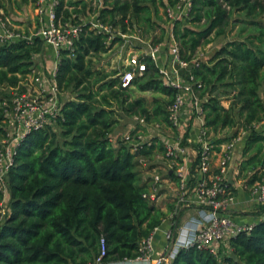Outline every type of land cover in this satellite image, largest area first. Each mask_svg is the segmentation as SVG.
<instances>
[{"label":"trees","instance_id":"1","mask_svg":"<svg viewBox=\"0 0 264 264\" xmlns=\"http://www.w3.org/2000/svg\"><path fill=\"white\" fill-rule=\"evenodd\" d=\"M191 1L188 14L173 25L180 57L188 62L198 57V48L224 36L231 22L233 27L239 24L232 39L181 73L201 83L205 122L215 136L236 126L251 130L238 176L249 185L261 182L264 127L255 126L264 120V0ZM177 2L112 0L99 11L97 21L119 27L123 34L136 28L155 46L165 34L167 5ZM65 5L74 4L59 0L56 16L62 22L71 20ZM4 7L0 0V9ZM110 36L86 22L72 49L59 53L56 82L61 92L73 97L63 102L53 126L30 131L16 148L7 174L8 209L0 218V264H95L102 247L100 264L134 258L141 239L165 215L141 196L133 155L123 144L113 147L108 135L118 124V107L130 116L144 114L165 123L177 88L163 82L150 56L143 57L145 70L126 88L113 76L116 71L95 69L91 56L122 42L119 37L109 41ZM41 47L39 37L0 42V87H16L26 80ZM130 89L155 97L147 103L143 96L133 98ZM223 98L230 100L228 107ZM2 119L0 108V139ZM228 139L225 133L216 141ZM170 264H264V217L250 231L221 244L218 254L191 247L180 250Z\"/></svg>","mask_w":264,"mask_h":264},{"label":"built area","instance_id":"2","mask_svg":"<svg viewBox=\"0 0 264 264\" xmlns=\"http://www.w3.org/2000/svg\"><path fill=\"white\" fill-rule=\"evenodd\" d=\"M36 2L38 25L29 35L11 31L0 17L1 43L31 42L33 37H39L53 51V63L48 71L38 70L34 65L26 80L16 87H9L13 92L0 99L4 127V136L0 139L2 199L9 198L7 174L19 143L30 131L53 126L61 116L65 100L55 78L59 53L72 49L86 23L76 21L75 16L62 22L56 16L59 0ZM191 4V0H178L175 5L166 7L168 26L163 41L168 45V58L167 64L158 68L163 82L177 88L173 101L167 106L166 122H155L154 117L147 118L144 114H132L124 132L108 135L113 147L123 144L133 155L141 196L165 215L160 224L141 239L136 257L108 264H170L180 250L191 247L218 254L221 244L240 232L250 231L257 221L254 217L251 222H238L231 210L235 177L229 162L234 148L245 141L251 130L236 126L215 136L205 122L204 97L198 93L201 83L192 75L183 78L180 73L189 64L197 65L203 60L200 57L191 62L182 59L173 35L174 21L186 16ZM89 23L112 36L111 27L99 23L97 18ZM157 45L152 46L149 42L145 54L127 56V69L116 74L121 87H129L145 70L144 56H150L155 62ZM225 133L229 139L217 143V138ZM242 182L247 187V182L243 179ZM249 191L256 202L264 205L263 179ZM157 236L160 237L158 247L154 244ZM103 255L104 247L94 263L100 264Z\"/></svg>","mask_w":264,"mask_h":264},{"label":"rangeland","instance_id":"3","mask_svg":"<svg viewBox=\"0 0 264 264\" xmlns=\"http://www.w3.org/2000/svg\"><path fill=\"white\" fill-rule=\"evenodd\" d=\"M110 1L112 0H66V2L69 4L74 5L65 6H67L66 8L72 12L70 16L71 19L73 16H75L74 19L81 23L88 21L95 22L99 11L109 4ZM4 5L5 7L0 9V17L6 23L7 28L13 32H19L24 35H29L36 29L38 25L36 0H4ZM163 17L165 19V16ZM234 17H236V15ZM60 20H62L61 17ZM167 26L168 22L166 20L165 29ZM238 26L239 24L236 23V25L233 27V23L231 22L224 36L215 38L205 46L198 48L195 52V55L201 56V54H203L202 57L204 59L209 58L222 44L233 38ZM129 28L131 31L128 30V33L125 35H121L119 33V27L111 30V38L119 37L121 38L122 42H114L107 49V51L91 56L93 67L95 69H101L104 72L116 71V73L113 74V76H116V74H121L125 69H127L126 62L127 56L129 54L137 53L139 56H141L145 53V48L147 49V45L151 40L141 38L139 36L140 32L136 28ZM34 61L36 62V67L38 70L48 71L53 63L52 49L42 42L41 52L34 56ZM133 90L134 89H130V91H132L133 98L143 96L147 103H149L155 97V94H152L151 92H139ZM12 92L13 91L7 86L0 87V95L2 97H7ZM261 92L264 95V87H262ZM72 97L73 94L62 92L63 101ZM115 113L116 118L118 119V124L114 132H124L130 122V115L126 114L124 111H121L119 107L116 109ZM56 134L59 135V128H56ZM7 201L8 196L0 201V218H2L4 213L7 212Z\"/></svg>","mask_w":264,"mask_h":264},{"label":"crops","instance_id":"4","mask_svg":"<svg viewBox=\"0 0 264 264\" xmlns=\"http://www.w3.org/2000/svg\"><path fill=\"white\" fill-rule=\"evenodd\" d=\"M88 22H91V21H88ZM165 32H166V30H165ZM164 36H165V34H164ZM163 40H164V37H163ZM163 40L161 43H159L157 45L158 49L155 53V55H156L155 64L158 67H161V66L167 64L168 45H167V42H164ZM146 51H147V49L145 48V52ZM202 55L203 54H201V56L198 55V57L205 60L202 57ZM263 71H264V68H263ZM180 73H181V71H180ZM181 76H182V73H181ZM262 87H264V80L262 82ZM262 87L260 89V94H261V96H264L263 93L261 92ZM229 103H230L229 99H227V98L222 99V104L224 107H228ZM255 127H256V129H262L264 127V120L262 122L258 123ZM247 138H248V136L246 138H244V140L246 141ZM245 141L242 144H239L234 148L232 157H231L230 162H229V165L231 166V172H233L231 174L235 177L234 183H233L234 199H233V202L231 205V210L233 213V217L238 222H241V223L254 221V217H257V221L260 218L264 217V207L262 208V204H259L258 202H256L254 200V197L252 195H250V191H249L250 187L253 186L254 184H256L257 182L252 184V185L246 184L247 187H245L244 183L242 182L241 176H240V178H239V176H236L240 162L243 159L247 158V155H248L247 153H243ZM137 180H138V177H137ZM263 181H264V177H263ZM138 184H139V180H138ZM257 213H259V215H257ZM159 242H160V237L157 236V239L154 241V244L156 247L159 246Z\"/></svg>","mask_w":264,"mask_h":264},{"label":"water","instance_id":"5","mask_svg":"<svg viewBox=\"0 0 264 264\" xmlns=\"http://www.w3.org/2000/svg\"><path fill=\"white\" fill-rule=\"evenodd\" d=\"M229 137V136H228Z\"/></svg>","mask_w":264,"mask_h":264}]
</instances>
